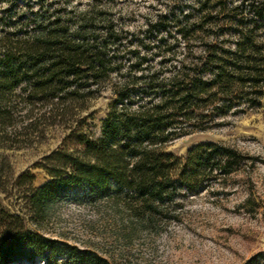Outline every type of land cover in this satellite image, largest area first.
<instances>
[{"label":"trees","instance_id":"16d2710c","mask_svg":"<svg viewBox=\"0 0 264 264\" xmlns=\"http://www.w3.org/2000/svg\"><path fill=\"white\" fill-rule=\"evenodd\" d=\"M40 8L24 25L32 24L29 29L0 34V148L34 147L61 129L77 135L81 149L77 156L62 149L50 156L51 180L29 197L37 211L73 188L113 189L146 204L162 201L176 184L189 188L195 177L201 184L212 165L230 172L231 160L216 163L222 148L213 142L199 145L201 153L184 162L165 147L207 130L217 119L264 105V4L252 9L249 26L244 27L243 17L236 18L233 44L219 39L211 29L216 23L206 17L179 29L183 47L176 63L177 39L146 44L124 35L107 18L103 37L92 9L65 12L66 19V8L46 11L44 0ZM7 17L5 13L0 22ZM165 25L162 19L153 26L166 32ZM156 57L158 69L152 63ZM106 87L113 99L110 112L101 138L91 140L80 132L82 112ZM193 162L196 166L188 170ZM25 180L31 179L23 175L18 182ZM56 244L27 231L19 215L0 208V264L18 261L24 247L54 253ZM60 250L75 264H107L66 244Z\"/></svg>","mask_w":264,"mask_h":264},{"label":"rangeland","instance_id":"374dc122","mask_svg":"<svg viewBox=\"0 0 264 264\" xmlns=\"http://www.w3.org/2000/svg\"><path fill=\"white\" fill-rule=\"evenodd\" d=\"M40 3L0 0V18L5 13L8 16L6 22H0V34L29 29L32 24L24 25L43 11ZM261 4L264 0H44L46 11L66 8L62 12L66 19L65 12L75 15L92 9L100 36L104 37L102 24L107 18L124 35L146 44L161 38L177 39L179 29L200 17L216 23L211 28L215 35L233 44L236 18L243 17L244 27L249 26L255 17L252 9ZM162 19L166 32L153 26ZM178 42L173 63L182 57L183 43ZM159 61L154 58L155 69ZM138 97L133 99L138 101ZM112 101L106 87L88 102L82 112L83 135L91 140L101 138ZM76 136L58 129L34 147L0 148V208L19 215L27 231L57 242L54 253L39 254L24 247L19 260L11 264H75L60 253L64 244L96 255L107 264H264L259 256L264 253V105L217 119L207 130L182 136L165 147L166 153L184 162L201 153L199 145L213 142L222 148L216 163L232 161L228 173L212 165L201 184L195 177L189 188L176 184L167 188L162 201L146 204L113 189L99 193L73 188L37 211L30 203L31 192L51 180L49 169L54 162L49 159L53 153L62 149L78 155L81 146ZM195 166L193 162L188 170ZM23 175L31 180L18 182Z\"/></svg>","mask_w":264,"mask_h":264}]
</instances>
